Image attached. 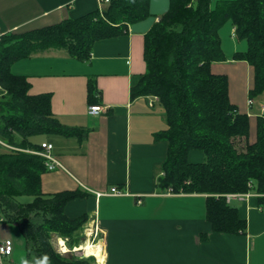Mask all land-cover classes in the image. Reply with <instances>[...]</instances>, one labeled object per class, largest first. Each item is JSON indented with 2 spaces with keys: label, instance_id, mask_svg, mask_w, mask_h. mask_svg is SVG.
<instances>
[{
  "label": "trees",
  "instance_id": "16d2710c",
  "mask_svg": "<svg viewBox=\"0 0 264 264\" xmlns=\"http://www.w3.org/2000/svg\"><path fill=\"white\" fill-rule=\"evenodd\" d=\"M148 16L149 0H109L101 12L96 9L1 35L0 139L12 148L1 144L0 211L1 218L16 225L24 239V264H92L95 260L55 249L54 235L78 245L88 215L71 218L64 207L85 193H43L44 160L28 151L41 149L40 143L31 140L33 136L79 132L64 126L52 112L50 92L29 94L26 75L13 73L11 65L52 50L86 61L97 40ZM227 26L232 28L229 36L246 44L232 57L253 68L248 95L253 99L264 94V0H170L168 10L144 35L146 71L131 87L130 98L156 95L164 109L167 127L155 134L156 140L168 144L159 189L208 194L206 219L212 230L236 233L244 231L245 220L237 207L217 194L254 191L264 195V110L256 116L254 142L242 144L249 134V115L230 102L228 77L211 71L213 62L226 59L221 31ZM101 97L95 77H89L88 104L101 103ZM190 150H200L202 161H188ZM21 196L31 199L21 202Z\"/></svg>",
  "mask_w": 264,
  "mask_h": 264
},
{
  "label": "crops",
  "instance_id": "0c3cea01",
  "mask_svg": "<svg viewBox=\"0 0 264 264\" xmlns=\"http://www.w3.org/2000/svg\"><path fill=\"white\" fill-rule=\"evenodd\" d=\"M169 4L170 0H149L150 16L97 40L86 61L52 50L12 63L13 73L26 75L29 94L50 92L52 112L64 126L79 132L49 134L40 141L52 143V153L62 166L42 173V192L85 193L69 201L64 213L71 218L84 213L87 220L97 218L105 264H264V201L259 200L264 195L252 191L232 199L228 204L238 208L245 229L223 233L213 231L206 219L208 194L167 195L158 187L168 144L156 140L155 134L167 127L164 109L157 102L150 106L144 95L130 98V89L146 71L144 35ZM106 6L102 0H0V32L38 28L96 9L101 12ZM229 28L221 31L226 59L213 62L211 71L228 77L230 102L249 115V134L242 144L252 143L264 94L248 104L253 68L232 57L244 46L229 36ZM91 76L102 92L103 110L97 115L88 113L93 105L87 102ZM0 144L12 148L1 139ZM187 158L200 162L203 154L190 150ZM112 186L123 194H112ZM4 240L13 246L4 264H24V239L0 211V241ZM103 259L102 254V264Z\"/></svg>",
  "mask_w": 264,
  "mask_h": 264
},
{
  "label": "built area",
  "instance_id": "2783aa9c",
  "mask_svg": "<svg viewBox=\"0 0 264 264\" xmlns=\"http://www.w3.org/2000/svg\"><path fill=\"white\" fill-rule=\"evenodd\" d=\"M102 1L108 2L109 0H102ZM1 35L2 33L0 32V37ZM157 101H158V97L156 95L148 96V104L150 106H153L154 103H156ZM252 103H253V99L249 98L248 104L250 105ZM102 110H103V106L101 104H93L88 107V113L92 115H97ZM262 110H264V105L261 106V111ZM40 146H41L40 150H28V151L35 153L43 158L45 168L47 171H51V170L62 167L59 160L52 153V149H53L52 143L44 141L40 143ZM110 192L115 195L123 194L122 191L119 190L117 186H112L110 188ZM251 192L252 191L229 192V193L220 194V195L217 194V196L224 197L225 201L227 203H230L232 199H235V198L242 199L246 196H249ZM173 193L175 192L172 190L171 187L166 188L163 192V194H167V195L173 194ZM101 194L102 192H96V196H100ZM83 235L85 236L83 243H79V245L73 246L72 249H69L67 247L66 242L68 241V239L66 237L55 235L54 238L58 246L56 250L61 254H67L68 252H70L71 254H74L76 256H84V257L92 256L95 260L94 264H99L97 260V256L94 253L86 255L84 253V250H80L79 248L81 247L82 244H85V243H89V245L91 244V246H95L96 244H101V247H102L101 253L103 254V258H104L103 264H105L106 258H105V252H104L103 236L98 226V220L96 217H92L89 220H87V222L85 223L83 227ZM12 251H13V246L9 240L0 241V264H4L3 258L9 256L12 253Z\"/></svg>",
  "mask_w": 264,
  "mask_h": 264
},
{
  "label": "rangeland",
  "instance_id": "374dc122",
  "mask_svg": "<svg viewBox=\"0 0 264 264\" xmlns=\"http://www.w3.org/2000/svg\"><path fill=\"white\" fill-rule=\"evenodd\" d=\"M228 30V29H227ZM234 38H235V36H234ZM235 40V42L236 43H241L243 46H244V48H245V46H246V44L243 42V41H241V42H238V40H236V39H234ZM225 43H226V41H224ZM244 48H240L239 47V49H244ZM254 98V97H253ZM45 138V135H43V134H40V135H37V136H33V137H31V140L32 141H35V142H38V143H40V141L42 140V139H44ZM1 145V144H0ZM2 145L0 146V149H2ZM30 199H31V197H29V196H21V197H19V200L21 201V202H27V201H30ZM85 225V224H84ZM84 227V226H83ZM83 227L81 228V230L79 231V242H78V245H79V243H83V241H84V239H85V236L83 235ZM55 236V235H54ZM60 236V235H59ZM52 242H53V245H54V247H55V249H57V243H56V241H55V238L54 237H52ZM66 245H67V247L69 248V249H72V247H73V245L74 244H68V242H66ZM68 254H71L70 252H68ZM95 263V261L94 262H92V264H94Z\"/></svg>",
  "mask_w": 264,
  "mask_h": 264
},
{
  "label": "bare ground",
  "instance_id": "6f19581e",
  "mask_svg": "<svg viewBox=\"0 0 264 264\" xmlns=\"http://www.w3.org/2000/svg\"><path fill=\"white\" fill-rule=\"evenodd\" d=\"M80 250H84L86 255L94 253L97 256V260L99 264H102V253H101V244H96L95 246L89 245V243L82 244L79 248Z\"/></svg>",
  "mask_w": 264,
  "mask_h": 264
}]
</instances>
